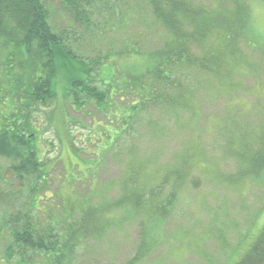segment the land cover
<instances>
[{"label":"trees","instance_id":"16d2710c","mask_svg":"<svg viewBox=\"0 0 264 264\" xmlns=\"http://www.w3.org/2000/svg\"><path fill=\"white\" fill-rule=\"evenodd\" d=\"M59 1L83 32L101 7L115 9L105 0ZM140 1L160 42L111 51L103 60L85 59L71 37L54 28L49 0H0V65L13 78L10 99L3 105L10 115L0 122V161H16L12 174L28 185L30 198L23 211L0 209V264H77L80 253L98 252L106 239L135 223L141 235L125 264H143L171 237V219L189 204L193 185L209 180L214 188L227 190L252 179L263 186L264 196V106L256 108L251 100L264 92V40L255 36L250 6L246 0H213L210 5ZM112 57L118 60L104 77L100 66ZM120 58L131 63L117 68ZM63 72L62 106L68 116V108L79 113L88 102L106 116L109 110L123 111L114 126L110 122L113 143L97 148L95 157L99 154L102 161L117 144L132 151L118 182L119 195L112 201L86 202L77 218L38 207L39 196L49 188L50 170L42 168L41 154V142L48 146L49 141L37 135L34 113L38 106L52 108L53 119L55 85ZM54 124L56 132L69 129ZM140 138L149 140L152 158L139 148ZM224 166L237 170L218 169ZM221 212L217 225L213 222L219 213L210 212L208 227L214 231L203 235L223 240L225 263L264 264V226L243 247L252 222L241 229L231 209L222 206Z\"/></svg>","mask_w":264,"mask_h":264},{"label":"rangeland","instance_id":"374dc122","mask_svg":"<svg viewBox=\"0 0 264 264\" xmlns=\"http://www.w3.org/2000/svg\"><path fill=\"white\" fill-rule=\"evenodd\" d=\"M193 1L198 5H210L213 0ZM246 2L251 8V21L255 36L264 40V1L246 0ZM105 3L114 6L115 9L101 7L99 16L94 15L95 19L90 22L89 30H84V32L59 0H49L47 6L54 28L70 36L74 48H78L77 53L85 56V59L101 56V59L105 60L104 55L111 51H120L128 46L145 48L160 42L156 31L149 25V13L140 0H105ZM117 60L112 57L103 62L99 69L101 75L109 76L113 71V61ZM127 60L130 59L120 58L117 68L131 63ZM2 69L0 65V122L5 121L4 116L9 118L10 115L8 105L6 107L3 105L6 100L10 99L12 91L10 81L13 80L6 76V72ZM66 77L67 72H63L57 78L55 85L57 108L53 119L49 116V113L53 111L52 108L49 110L38 106L34 113L36 119L33 120L32 125L37 135L39 133L44 142L49 141L48 146L41 142L42 164L45 165L42 168H48L50 174L46 177L49 181V188L39 196L38 207L51 210L57 216L66 215L69 218L68 215L73 214V217L77 218L76 215L86 206V202L96 204L102 200L112 201L119 195L118 182L121 179L123 168L130 163L129 158L132 151L117 144L116 151H109L105 157H102V161L99 154L95 157L94 154L99 153L97 148L104 150L113 143L115 129L112 126L115 125L116 120L120 119L123 111L120 110L114 114V110H109L106 116L95 110L94 103L88 102L79 113L68 108L70 114L68 116L62 106L65 101ZM251 97L256 108L264 106V92ZM258 113L256 109V114ZM68 118H70L69 122ZM54 120L60 129L68 125V131L56 132ZM7 123L10 122L7 121ZM137 142L140 149L149 153L147 156L153 153L147 138H140ZM117 146L126 155L122 156ZM153 155L148 157L152 158ZM153 160L156 161L154 158ZM15 164L16 161L8 159L0 161V209L4 213L23 211L30 202L26 191L28 185H22L12 174L11 168ZM218 169L230 174L237 170L234 166H224ZM155 170V173L160 176V170L156 168ZM206 176L211 179L209 173ZM209 182L208 180L204 184L193 185L190 188L189 204L186 201V204H183L181 209H177L178 212L171 219V237H167L168 240L162 243L143 264H224L223 240L203 235L204 232L214 231L213 227H208L213 219H210V212L219 213L214 217L213 222L217 225L219 217H223L222 206L231 209L233 214L237 215L238 228L245 229L252 222L249 225L250 232L242 242L243 247L251 242L258 230L263 228V186H259L252 179H245L238 182L234 188L221 190L214 188ZM204 185L206 186L203 187ZM234 189L232 196L229 193ZM235 194L241 195L236 198ZM191 195L194 196L190 197ZM260 208L262 210L258 215L255 214V217L251 215ZM184 210L193 212L184 213ZM65 217L62 218L65 219ZM227 225L233 226V223H227ZM116 235L106 239L98 252L80 253L77 264H125L135 254L141 228L138 223H135L118 230ZM234 261L230 259L225 264H233ZM236 263L239 264L240 261Z\"/></svg>","mask_w":264,"mask_h":264}]
</instances>
